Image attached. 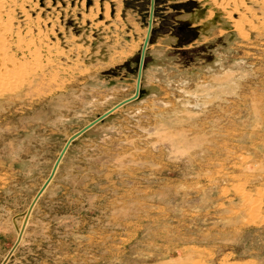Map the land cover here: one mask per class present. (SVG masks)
I'll return each instance as SVG.
<instances>
[{
    "label": "rangeland",
    "instance_id": "obj_1",
    "mask_svg": "<svg viewBox=\"0 0 264 264\" xmlns=\"http://www.w3.org/2000/svg\"><path fill=\"white\" fill-rule=\"evenodd\" d=\"M149 7L0 0V264H264V0H154L138 86Z\"/></svg>",
    "mask_w": 264,
    "mask_h": 264
},
{
    "label": "water",
    "instance_id": "obj_2",
    "mask_svg": "<svg viewBox=\"0 0 264 264\" xmlns=\"http://www.w3.org/2000/svg\"><path fill=\"white\" fill-rule=\"evenodd\" d=\"M153 5H154V0H150V7H149V8H150V13H149V16H148V19H147L148 26H147L146 34H145V36H144V42L142 43V47H141V49H140V58H139V62H138V70H137V78H136L137 85L139 84L138 80H139V78H140L141 71H142V64H143V60H144V56H145V53H144V52H145V48H146V45H147L148 40H149V33H150L151 26H152L151 21H152V16H153V11H154ZM135 95H136V91H135V92H134L129 98H126V99H124V100L118 102L117 105H119V104H121V103H125V102L130 101L132 98H134ZM117 105H115L114 107L108 109V110L106 111V113L109 112V111H111L113 108L117 107ZM106 113H105V114H106ZM103 114H104V113H103ZM103 114H102V115H99L96 119H102ZM96 119H94L93 121H91L89 124H92ZM89 124H88L86 127H88ZM84 129H86V128L83 127V129H81L80 131L75 132L70 138L67 139V141L65 142L66 144H65V146L63 147L62 151L60 152L58 158L62 155V153L64 152V150L66 149V147L69 145V142H70L72 139H74V137H75L76 135L80 134L81 131H83ZM59 160H60V158H59L58 160H56V162H55V164H54V166H53V168H52V170H51V172H50L51 174L49 175V177H48V179L45 181V183L42 185V188H41L40 191H42V189H44V186L46 185L47 181H48L49 178L52 176L53 171H54V169L56 168V166H57ZM40 191H39V192H40ZM19 237H20V236H19Z\"/></svg>",
    "mask_w": 264,
    "mask_h": 264
},
{
    "label": "bare ground",
    "instance_id": "obj_3",
    "mask_svg": "<svg viewBox=\"0 0 264 264\" xmlns=\"http://www.w3.org/2000/svg\"><path fill=\"white\" fill-rule=\"evenodd\" d=\"M151 23H152V21H151ZM209 23V22H208ZM151 28H152V26H151ZM151 30V29H150ZM147 46V45H146ZM145 50H146V48H145ZM145 53V52H144ZM141 73H142V71H141ZM141 77V76H140ZM140 79V78H139ZM138 82H139V80H138ZM141 84H140V82H139V84H138V86H140Z\"/></svg>",
    "mask_w": 264,
    "mask_h": 264
}]
</instances>
